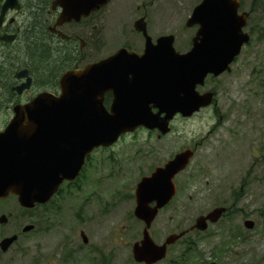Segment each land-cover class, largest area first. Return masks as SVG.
I'll return each instance as SVG.
<instances>
[{
	"label": "rangeland",
	"instance_id": "obj_1",
	"mask_svg": "<svg viewBox=\"0 0 264 264\" xmlns=\"http://www.w3.org/2000/svg\"><path fill=\"white\" fill-rule=\"evenodd\" d=\"M201 1L157 0L161 7L155 11L165 7L166 17L153 20L155 31L174 34L180 52L190 48L196 34L198 27L186 23ZM241 1L251 41L230 71L198 88L213 91V103L191 117L177 115L167 135L140 128L112 147L97 149L74 187H65L47 209L29 211L41 230L18 244L8 264H140L133 257L144 229L134 215L137 184L188 148L195 150L194 158L175 178L177 194L152 224L154 241L162 244L190 229L218 206L227 213L206 231H190L187 242L169 247L156 264H264V0ZM4 205L17 213V221L3 227L13 232L26 217L15 197ZM247 219L254 221L252 229L245 227Z\"/></svg>",
	"mask_w": 264,
	"mask_h": 264
},
{
	"label": "water",
	"instance_id": "obj_2",
	"mask_svg": "<svg viewBox=\"0 0 264 264\" xmlns=\"http://www.w3.org/2000/svg\"><path fill=\"white\" fill-rule=\"evenodd\" d=\"M84 2L89 12L88 0ZM68 6L66 3L65 14L73 15ZM98 6L97 0H91L90 11ZM240 8V0H202L186 23L187 27L199 26L188 52L176 50L174 35L160 38L156 45L150 42L143 56L123 49L83 71L69 73L59 98L45 94L17 108L16 118L0 135V198L14 194L27 209L46 203L65 180L78 178L86 157L95 149L110 147L122 135L141 127L167 135L178 114L191 117L210 106L214 92L200 93L198 86H204L210 75L230 71L251 41L245 31L248 15L240 13ZM107 91L115 94L110 110L104 106ZM26 118L31 119L28 128L23 127ZM41 134L49 136L48 143L41 140ZM194 155L192 148L177 153L137 184L134 215L144 229L142 239L133 245L136 262L164 260L168 247L188 232L171 234L158 244L150 229L160 210L175 197V178ZM225 211V207H217L199 216L191 230H207ZM6 221L7 216L1 215L0 222ZM254 225L253 220L245 221L248 229ZM81 236L87 244V235L82 232ZM16 238L6 237L1 245L7 250Z\"/></svg>",
	"mask_w": 264,
	"mask_h": 264
},
{
	"label": "flooded vegetation",
	"instance_id": "obj_3",
	"mask_svg": "<svg viewBox=\"0 0 264 264\" xmlns=\"http://www.w3.org/2000/svg\"><path fill=\"white\" fill-rule=\"evenodd\" d=\"M97 1L98 8L90 11L88 0L87 12L84 0H0V135L16 118L17 108L45 94L59 98L69 73L83 71L123 49L143 56L150 42L156 45L160 38L171 35L155 31L153 20L166 17L165 7L155 11V6L161 7L157 0ZM66 3L73 15L65 14ZM114 98L112 91L105 92L106 109L110 110ZM30 122L26 118L23 127L28 128ZM40 138L48 143V135L41 134ZM93 153L86 157L76 180H65L48 202L33 209H47L67 192L65 187H74L85 176ZM10 197L18 200L16 195L0 199V216H7L5 223L0 222V264H8L18 244L41 230L39 218L28 216L33 209L21 206L27 222L15 223L13 232L3 230L17 218V213L4 205ZM12 236L17 238L6 250L1 242Z\"/></svg>",
	"mask_w": 264,
	"mask_h": 264
},
{
	"label": "trees",
	"instance_id": "obj_4",
	"mask_svg": "<svg viewBox=\"0 0 264 264\" xmlns=\"http://www.w3.org/2000/svg\"><path fill=\"white\" fill-rule=\"evenodd\" d=\"M181 240H184V241H186V242H187V239H186L185 237H183ZM181 240H180V241H181ZM180 241H179V242H180Z\"/></svg>",
	"mask_w": 264,
	"mask_h": 264
}]
</instances>
